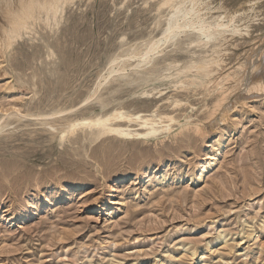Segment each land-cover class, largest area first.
Masks as SVG:
<instances>
[{
  "label": "rangeland",
  "instance_id": "obj_1",
  "mask_svg": "<svg viewBox=\"0 0 264 264\" xmlns=\"http://www.w3.org/2000/svg\"><path fill=\"white\" fill-rule=\"evenodd\" d=\"M196 1L237 33L141 61L190 0H63L2 39L0 264H264V95L221 119L231 88L204 76L264 44V0Z\"/></svg>",
  "mask_w": 264,
  "mask_h": 264
},
{
  "label": "bare ground",
  "instance_id": "obj_2",
  "mask_svg": "<svg viewBox=\"0 0 264 264\" xmlns=\"http://www.w3.org/2000/svg\"><path fill=\"white\" fill-rule=\"evenodd\" d=\"M63 0H0V42L2 41V39L6 38L8 36V34L11 32H15L17 29H20L21 26H24L26 23V20L29 19L30 17H32L33 13L35 12V10L41 9V10H45L46 13L48 14L49 12L53 13L52 17L54 16L55 11H57L58 9V5L60 4V2H62ZM187 1V0H186ZM192 5L190 6V8H187L185 10L182 11L181 14H178V16L172 21V23L169 24L168 29L166 30V32L163 33L162 36H160L159 38L152 40L147 48L138 53L137 57L139 60L143 61L146 60L150 57V55L152 53L157 52L160 44H164L169 40H172L176 35L177 32L179 30L184 31L188 30V29H194L192 31H195L198 34L204 35L206 37H212L214 35L213 32H216L218 34H224L227 33L228 31H231L230 33L235 34L237 33V30L234 28H238V27H234L232 28V23H233V19L235 16H237V13L239 11L238 8L237 10H234L231 14H230V18H228V22H224L221 19V16H217L215 18V22L213 24H210L205 22L203 20V18L198 14V10L197 7L195 8V6H198V2L196 0H190ZM200 1V0H199ZM203 1V0H202ZM259 1V0H258ZM167 2V1H164ZM170 2V1H169ZM209 2V1H208ZM225 2V1H224ZM168 3V2H167ZM200 3V2H199ZM202 3V2H201ZM213 3V2H212ZM226 3V2H225ZM249 5L246 4L245 8H241L243 9V12H247L249 10L254 9L252 5L255 4V0L254 1H249L248 2ZM259 3V2H257ZM163 4V3H162ZM231 4V3H230ZM242 4V3H241ZM166 5V3L164 4ZM200 5V4H199ZM202 5V4H201ZM211 5V4H210ZM234 5V4H233ZM261 5V4H260ZM176 6V5H175ZM182 5H179V7ZM212 6V5H211ZM229 6V5H228ZM236 6V5H235ZM259 6V5H258ZM238 7V6H237ZM175 8V7H174ZM173 8V9H174ZM256 8V7H255ZM261 8V7H260ZM215 9V8H214ZM235 9V8H234ZM201 10V9H200ZM256 10V9H255ZM260 10V9H259ZM40 11V10H38ZM220 11V10H219ZM179 12V11H178ZM213 12V11H212ZM242 12V13H243ZM245 12V13H246ZM254 12V11H253ZM230 13V12H229ZM239 14V13H238ZM257 14V11L256 13ZM56 15V14H55ZM208 15V14H207ZM240 15V14H239ZM238 15V16H239ZM242 15V14H241ZM245 15V14H243ZM246 15H249L246 13ZM260 15V14H259ZM204 16V15H203ZM251 16V15H250ZM253 16V15H252ZM251 16V17H252ZM256 16V15H255ZM244 17V16H243ZM227 19V18H226ZM224 19V20H226ZM250 19V18H249ZM239 20V19H238ZM242 20V19H240ZM246 20V19H245ZM255 20V18H254ZM253 20V21H254ZM236 21V20H235ZM248 21V20H247ZM245 24V23H244ZM26 26V25H25ZM263 27V26H262ZM261 28V27H260ZM259 29V28H258ZM245 30V28L243 29ZM261 31V30H260ZM247 32V31H246ZM242 33V32H241ZM240 33V34H241ZM245 33V32H244ZM262 33V31H261ZM239 34V32H238ZM231 35V34H230ZM264 35V34H263ZM242 36V35H241ZM221 37V36H220ZM240 37V35H239ZM252 37V36H251ZM255 37V36H254ZM263 36H260V39ZM237 38V37H236ZM256 38V37H255ZM254 38V39H255ZM258 38V37H257ZM218 39V38H217ZM241 39V38H240ZM250 39V38H249ZM248 39V40H249ZM252 39V38H251ZM239 40V39H238ZM242 40V39H241ZM257 40V39H256ZM263 40V39H262ZM222 41V40H221ZM250 41V40H249ZM248 41V42H249ZM245 42V41H244ZM253 42L252 44H250V49L248 51H245L246 54L240 57H235V63L233 65H231V61L228 58L222 59V55L220 57H222V61L226 62V60L228 59V63L230 64L231 67L229 69H231L228 73H226L225 75L222 74L223 76H221L220 72L221 69L223 68V65L219 62H217L215 64V68H212L210 70H205L204 72V76H213L214 75V81H220L223 83V81H226V85H229L228 88L230 89V92L227 94L225 98L219 101L221 102L219 104V106L216 109L215 113H219L221 119H223V116L228 113L230 111V109H232L233 107H235L232 104V101H227L225 102L226 99H228L229 95L231 93H237L236 96L238 98H247L249 97V95H264V44H259L257 45V42L251 41ZM232 43V42H231ZM241 43V42H240ZM250 43V42H249ZM247 43V44H249ZM256 43V44H255ZM261 43V42H260ZM219 44V43H218ZM217 44V45H218ZM228 44V43H227ZM237 45V44H236ZM241 45V44H240ZM245 45V44H244ZM214 47V46H213ZM240 47V46H239ZM220 48V47H219ZM221 52V51H220ZM215 54V53H214ZM213 54V55H214ZM229 54V53H228ZM219 56V55H218ZM217 56V57H218ZM225 56V55H224ZM232 56V55H231ZM136 57V54H135ZM134 57V58H135ZM234 59V56H232ZM131 58V57H130ZM133 58V57H132ZM232 59V60H233ZM138 60V61H139ZM116 62V61H115ZM209 63V61H207ZM233 62V61H232ZM114 63V62H113ZM112 63V64H113ZM137 63V62H136ZM144 63V62H143ZM211 63V62H210ZM213 63V62H212ZM225 63L224 66H226L227 64ZM214 64V63H213ZM119 65V64H118ZM202 65V64H201ZM207 65V64H206ZM229 65V66H230ZM198 67V66H197ZM208 67V66H207ZM133 68V66H132ZM187 68V67H186ZM189 68V67H188ZM209 68V67H208ZM215 69V70H214ZM228 69V70H229ZM111 71V70H110ZM118 71H122V70H112L110 72V74L112 75V73H120ZM126 71V70H125ZM196 71V70H195ZM201 71V70H200ZM216 71V73H215ZM175 72H179V71H175ZM197 72V71H196ZM219 72V73H218ZM227 72V70H226ZM197 74V73H196ZM110 75H108L109 77ZM209 77V78H210ZM170 78V77H168ZM185 78V77H184ZM105 79V78H104ZM188 79V78H187ZM190 79V78H189ZM208 79V78H207ZM107 80V78H106ZM200 80V79H198ZM192 81V80H191ZM203 81V80H202ZM209 81V80H208ZM190 83V81H189ZM194 83V82H192ZM206 83V82H205ZM216 83V82H215ZM209 84V83H207ZM214 84V83H212ZM220 84V83H219ZM206 85V84H205ZM207 86V85H206ZM217 86V85H216ZM219 86V85H218ZM202 87V86H201ZM223 88V87H222ZM215 89V88H213ZM220 89V88H219ZM225 90V89H224ZM227 90V89H226ZM223 91V90H222ZM221 91V94H223ZM225 93V92H224ZM256 98V97H255ZM84 103V102H83ZM217 113V114H218ZM218 114V115H219ZM216 115V114H214ZM209 117V119H212V116ZM227 115V114H226ZM48 116V115H47ZM46 117V116H44ZM216 117V116H215ZM214 117V118H215ZM213 118V119H214ZM111 119H106V122L109 123ZM215 121V120H214ZM84 123L86 121H83ZM155 125L152 124V126ZM197 126V125H196ZM99 133H102V131H100ZM226 234L222 231H219L214 237H213V241H209L207 243V247L213 245V243L215 242H226ZM244 236L240 237V240L243 239ZM248 237H251V234L248 235ZM206 247V248H207ZM183 250L184 252H188L191 256L196 254V251L194 249L191 250V247L184 245L183 246ZM187 253V254H188ZM169 261H171L173 259V254H170L169 256ZM144 261V260H143ZM144 264V263H141Z\"/></svg>",
  "mask_w": 264,
  "mask_h": 264
}]
</instances>
